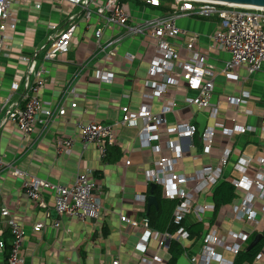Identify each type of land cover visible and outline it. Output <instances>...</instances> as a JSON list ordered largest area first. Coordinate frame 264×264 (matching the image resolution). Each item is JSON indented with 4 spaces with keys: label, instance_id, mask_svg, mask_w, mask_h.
Segmentation results:
<instances>
[{
    "label": "built area",
    "instance_id": "2783aa9c",
    "mask_svg": "<svg viewBox=\"0 0 264 264\" xmlns=\"http://www.w3.org/2000/svg\"><path fill=\"white\" fill-rule=\"evenodd\" d=\"M33 7L40 10L43 2L59 4L65 8L64 19L58 22H47L48 30L47 49L39 66L35 65L34 53L20 54L17 62L25 65L22 74L24 92L18 101H12V96L18 90V82H13L0 103V110L8 108L4 122L12 125L22 138H27L35 132L37 124L42 122L40 116L47 121L64 115L62 106L44 108L41 100V91L45 86V77L50 67L61 55L70 51L73 45H78L83 33L90 31V39L94 42L91 56L96 58L101 55L103 63L112 62L118 55L124 40L134 37H143L149 46L154 47V54L149 61L148 79L145 85L151 89V97L162 98L163 102L158 112L151 107L142 105L137 111H132L128 105L120 106V117L111 124L98 122H75L78 138L83 149L94 145L101 158L106 156L107 149L116 143L117 126L138 128L141 148H150L158 153V158L153 162V167L146 172V181L160 186L162 197L166 200H178L172 212V222L179 225L175 234L157 232L149 228L148 219L129 218L119 214L120 222L130 228H143L142 236L135 244V250L140 254L138 264H162L156 256L159 249H167L170 239H175L183 246H190L189 233L181 224L190 215L203 220L208 211H213L214 205L207 199L217 182L222 178V172L229 164L233 154L226 145L219 154L214 166H205L192 174L179 173L173 169L183 158V148L175 146L172 138L188 140L187 148L192 146V141L197 134V124L192 121L196 112H201L207 117V123L202 135V149L204 155H210L215 143V124L208 125L210 119H217L219 103H213L216 74L211 66L206 65L204 57L196 49L197 34L179 27L178 20L183 16L199 18H216V28L210 35L211 47L214 50L226 52L228 58L223 63L219 73L228 82L242 86L239 71L244 69L247 75L260 72L264 67V8L232 5L213 0H172L170 11L142 23L128 24L131 14L127 7L130 2L141 3L150 7H158L160 0H31ZM20 0H0V54L6 59L12 57L13 47L11 37L7 34L10 29H15L17 19L11 9L12 4ZM77 8L78 11H74ZM79 30V32H78ZM83 37V36H82ZM183 39L184 53L180 52L177 40ZM45 48V47H44ZM131 60L132 55L127 54ZM98 67V66H96ZM174 73L173 78L169 74ZM100 79L111 82L114 73L107 69L98 70ZM160 76V79H157ZM183 80L187 90L194 96L184 102L186 108L194 109L189 120H182L169 124L168 114L175 111L177 102L173 97L167 96L169 85L178 84ZM253 97L249 92L240 90L233 95L226 96V104L235 112L232 119L233 126L223 129V138L229 139L234 133L245 134L255 132L264 134V115L260 118V127L243 123L240 119L239 107ZM75 102L70 103L74 108ZM250 113L245 111L244 114ZM74 138L66 137L57 142V153L71 152ZM228 144V143H227ZM0 166L5 167L0 161ZM233 170L238 177L229 179L234 186L240 203L233 205L236 216H241L247 223L254 226L259 224L256 205L263 202L261 211L264 212V148L259 150L254 161L239 155L233 164ZM12 174L21 179L26 196L32 203L44 206L42 193L51 191L54 210L58 215L79 219L98 220L101 216V204L95 197L94 180L87 173L77 174L74 181L68 185H60L47 179L32 176L27 172L13 168ZM204 198L203 204L199 199ZM135 200L147 202L145 195H136ZM1 218L8 228L11 240L6 258L7 264H25L23 255L26 230L20 220L7 208L0 211ZM51 226L60 229L61 222L53 220ZM45 225L37 222L34 231H40ZM246 233L229 232L222 237L216 229H210L200 239L198 247L193 252H184L182 255L190 264H233L226 261L222 254L217 252L220 247L237 255L246 245ZM151 241L156 243V248L151 249ZM182 241L188 242L182 243ZM4 246L0 240V249ZM119 255L112 264H119ZM262 251L254 258L252 264H260ZM165 264V263H164Z\"/></svg>",
    "mask_w": 264,
    "mask_h": 264
},
{
    "label": "crops",
    "instance_id": "0c3cea01",
    "mask_svg": "<svg viewBox=\"0 0 264 264\" xmlns=\"http://www.w3.org/2000/svg\"><path fill=\"white\" fill-rule=\"evenodd\" d=\"M172 2V0H163L162 6L166 8L164 10L130 2L127 4L131 14V21L128 24L142 23L159 17L170 11ZM16 6L13 9L17 19L16 27L7 31L13 47L12 57L6 59L0 54V103L13 82H18L19 88L14 92L12 101L20 100L24 92L21 79L25 65L18 63L17 57L20 54L34 53L37 56L35 65L39 66L38 55L48 42L46 24L62 21L66 11L59 4L49 1L43 2L40 10L33 7L31 0H20ZM74 11H78L77 8H74ZM216 22L214 17L183 16L178 20L179 27L197 34L196 49L204 57L206 65L211 66L216 73L213 103H219V114L217 119H210L213 125L211 126L210 122L208 125L213 127L218 124L221 127L216 128L215 143L210 155L202 154V144L198 149L194 140L192 146L187 148L188 140L179 141L171 137L174 145L181 146L184 151L181 162L175 164L173 169L179 173L192 174L202 167L214 166L219 154L228 145L233 154L220 180L229 181L239 176L233 170V164L239 155L252 158L254 161L259 150L264 148V134L234 133L229 139L223 138L225 137L223 129L233 126L232 119L235 117V112L224 101L221 93L224 89V80L222 76L218 77L220 74L218 72L228 58V54L211 47L210 35L216 28ZM85 33L81 39L84 38L83 40L89 44H83L80 40L78 45H73L70 51L61 55L50 67L45 77V86L41 91L43 107L62 106L63 116L49 121L40 116L42 122L37 124L35 132L27 138H22L10 123L4 122L8 108L0 110V142L5 143V146L0 148V161L5 164V167L0 166V211L7 208L22 222L26 230L23 246L25 264H112L116 258L115 251L118 254L129 239L138 241L142 236V227L135 229L127 227L125 223L120 222L119 214L138 219L143 216L147 202L135 200L134 197L136 195L148 197L150 194V183L146 181L145 174L153 167L158 153L150 148L140 147L138 128L117 126L116 143L108 147L106 156L101 158L94 145H88L83 149L75 122L81 120L83 123L94 121L111 124L119 119L120 106L124 104L132 111H137L142 105H146L154 112H158L163 99L151 97V89L145 85V80L148 79L149 61L155 50L143 37L137 36L121 46L115 60L103 63L101 55L96 58L91 56L94 46L90 42V35L85 36ZM13 40L19 43L14 44ZM177 45L180 52L184 53L183 39L177 40ZM127 54L132 55L133 58L130 60ZM101 68L114 73L111 82L100 79L98 70ZM113 68L118 70L119 77L116 76L117 73ZM243 71L246 72L244 69L239 71L242 86L249 83V89L242 88V90L249 92L253 99L239 107L241 113L239 119L245 124L260 127V118L264 115V67L253 76L246 73L243 77L241 75ZM173 75L174 73H170L169 78L175 77ZM157 79H160V76H157ZM167 96L173 97L177 102L175 111L168 114L167 122L174 124L189 120L194 109L186 108L184 102L193 97L194 93L186 89L184 81L179 80L178 84L169 85ZM71 102L76 103L74 108L70 107ZM247 110L250 113L244 114ZM192 121L194 122V118ZM66 137L74 138L71 152L58 154L57 142ZM13 168L60 185L72 183L77 174H89L95 183L93 193L102 206L100 218L83 220L58 215L54 210L52 192L49 190L42 193L44 206L32 203L24 192L21 179L12 174ZM199 200L204 201V198ZM230 204L221 207L213 219V212L208 211L203 220L199 221L196 216L190 215L186 218V222L189 224L202 222L204 230L216 229L222 237L233 231L232 227L236 222H239L238 233H246L248 238L253 232L263 231L264 212L261 211L263 202H258L256 205L259 219L257 226L247 223L241 216H236ZM116 208L118 214L114 213ZM55 219L61 222L60 229L51 226ZM225 220L230 222L225 224ZM37 222L45 225L40 231L33 230ZM205 222L208 224L206 225ZM0 240L4 243L0 249V264H7L11 237L1 216ZM150 246L151 249H155V246ZM196 249L194 247L191 252ZM216 250L228 262L236 257L220 247ZM260 251H262L260 264H264V246ZM139 259L140 256L132 257L129 263L138 264Z\"/></svg>",
    "mask_w": 264,
    "mask_h": 264
},
{
    "label": "trees",
    "instance_id": "16d2710c",
    "mask_svg": "<svg viewBox=\"0 0 264 264\" xmlns=\"http://www.w3.org/2000/svg\"><path fill=\"white\" fill-rule=\"evenodd\" d=\"M160 1V5L154 8H157L158 10L166 9L162 6L163 0ZM137 4L140 3L137 2ZM194 142L196 143V145L198 146L197 148L199 149L201 142L198 139L197 135L194 137ZM152 194L155 196L157 204L156 206H151L150 208H147L145 206V210L143 212V216L148 219L149 228L157 232H167L171 235L175 234V232L179 228V225H175L172 222V212L178 200L164 199L162 197L159 186H156L153 189ZM236 197L237 193L235 192L233 185L229 181H218V183L212 189L210 197V201L214 205L212 211V219L214 218L216 213L221 209V207L230 204ZM186 221L187 219H185L181 225L184 226V228L189 233V239L191 240V244L190 246H183L177 240L170 239L167 248L169 258L167 259L165 264H175L176 260L184 252H191V249H194V247L197 248L201 237L207 232V230H204L202 222H192L191 224H189ZM261 233L263 236L260 242L256 244V246H254L251 250L246 251V246L253 240L257 232H253L249 236L246 245L241 248L239 253L234 258L233 264H252L254 258L259 253L260 249L264 246V229Z\"/></svg>",
    "mask_w": 264,
    "mask_h": 264
},
{
    "label": "rangeland",
    "instance_id": "374dc122",
    "mask_svg": "<svg viewBox=\"0 0 264 264\" xmlns=\"http://www.w3.org/2000/svg\"><path fill=\"white\" fill-rule=\"evenodd\" d=\"M17 6H16V4L14 3V4H12V6H11V9L13 10L14 8H16ZM78 32H79V30H78ZM91 33H90V31H88V32H86L85 33V36H88V35H90ZM84 38H82L81 39V43H83V44H89V43H87L85 40H83ZM83 40V41H82ZM91 40V39H90ZM14 41V44L15 43H19V42H17V41H15V40H13ZM126 41H129V40H125L123 43H122V46L123 45H125V42ZM91 42V44L94 46V42H93V40H91L90 41ZM30 43V42H29ZM46 49H47V46H45V48H43V49H41V51H40V53H39V55H38V59H37V61H39V64L41 63V59H42V57H43V55H44V53H45V51H46ZM113 71L114 72H116L117 73V77H119L120 76V74H119V72H118V70L117 69H115V68H113ZM219 73V72H218ZM216 74V73H215ZM256 74V73H255ZM241 75L243 76V77H245L246 76V72H242L241 73ZM254 74H252V76H253ZM222 75H218V77H221ZM222 80H224L223 82V85H224V89L223 90H221L222 92V94H223V98H224V101H226V96H229V95H233V94H235V92H238V91H240L242 88H244V89H249V83L247 84V85H244V86H240V85H238V84H234V82H227L226 80H225V78L222 76ZM220 79V78H219ZM210 122V125L212 126L213 125V122H212V120H210L209 121ZM5 146V143L4 142H0V148H3ZM240 198H236V199H234L233 200V202H232V204H230V205H236V204H239L240 203ZM199 202V204H203V201L202 200H199L198 201ZM231 208V207H230ZM232 210V209H231ZM118 210H117V208L115 209V212L114 213H116V214H118V212H117ZM228 211H230V210H228ZM232 214V213H231ZM223 215V214H222ZM228 222H230V221H228V220H225V224L226 223H228ZM205 224L207 225L208 223L207 222H205ZM237 224H239V222H236V223H234V226L232 227V230H233V232H235V233H238V230H237ZM227 230V229H226ZM225 230V231H226ZM226 234H227V231L225 232ZM226 234H224V235H226ZM137 242V240H131V239H129L128 240V242L124 245V247H122V249H121V252H120V255H119V262L121 263V264H127V263H129V259H131L132 257L134 258H138V256H140V254L135 250V244H136V242ZM135 242V243H134ZM182 243L184 244V243H187L186 241H182ZM151 245H153V246H155V248H156V243L154 242V241H151ZM117 248H118V246H117ZM158 252H157V257L161 260V262H162V264H164L166 261H167V259H168V257H169V255H168V253H167V250H165V249H159V250H157ZM115 256H116V258L118 257V254H117V252L115 251ZM135 254V255H134ZM130 264V263H129Z\"/></svg>",
    "mask_w": 264,
    "mask_h": 264
},
{
    "label": "water",
    "instance_id": "95a60500",
    "mask_svg": "<svg viewBox=\"0 0 264 264\" xmlns=\"http://www.w3.org/2000/svg\"><path fill=\"white\" fill-rule=\"evenodd\" d=\"M217 2H222L225 4H232V5H244V6H252V7H257V8H264V0H213ZM194 122L197 124V136L198 139H202V134L206 126L207 122V117L201 113V112H196L195 117H194ZM155 184L151 183L150 188L151 192L147 197V208H150L151 206H156L157 201L155 196L152 194L153 189L155 188ZM262 233L258 232L253 240L246 246L245 250L249 251L251 250L256 244L260 242L262 239ZM175 264H190L189 261L185 258L184 255H181L175 262Z\"/></svg>",
    "mask_w": 264,
    "mask_h": 264
},
{
    "label": "bare ground",
    "instance_id": "6f19581e",
    "mask_svg": "<svg viewBox=\"0 0 264 264\" xmlns=\"http://www.w3.org/2000/svg\"><path fill=\"white\" fill-rule=\"evenodd\" d=\"M242 6H244V5H242ZM250 7H252V6H250ZM206 123H207V122H206ZM203 132H204V131H203ZM196 135H197V134H196ZM202 135H203V134H202ZM229 182H230V181H229ZM233 187H234V186H233ZM234 190H235V189H234ZM235 192H236V191H235ZM236 198H238V197H236ZM236 198H235V199H236Z\"/></svg>",
    "mask_w": 264,
    "mask_h": 264
}]
</instances>
